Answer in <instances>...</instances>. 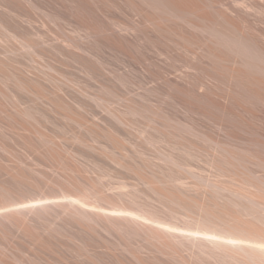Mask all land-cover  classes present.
I'll return each instance as SVG.
<instances>
[{
    "label": "bare ground",
    "instance_id": "obj_1",
    "mask_svg": "<svg viewBox=\"0 0 264 264\" xmlns=\"http://www.w3.org/2000/svg\"><path fill=\"white\" fill-rule=\"evenodd\" d=\"M41 1L44 6L49 7L46 15L51 20H48L50 23L46 21L47 25L51 26L53 22H58L54 21L57 18H53L55 12L53 10L58 6L55 0H0L1 16L4 13L5 17L9 18L8 22L6 18L5 21L1 20L3 16L0 19V72L4 71H2L3 66L7 65V59H11V55L15 61L22 56V54L15 55L16 52H21L16 50L26 51L30 57L29 61L23 56L28 60L26 65L22 64L25 60L19 65V61H12L15 63V68L7 65L8 68L11 67L9 69H14V72L9 70L11 71L9 75H6L7 68L6 74L3 72L6 75L4 77L12 81L13 89L9 91L0 89V96L9 105L7 108L0 102V264H264V47L262 48L264 45L260 47L259 43L257 44L246 32H243L244 29H240L241 26L234 24L236 20L251 26L261 25V34L264 35L262 23L264 21H261V24L258 20L259 14L262 13L264 16V0H229L225 9L229 11L230 18L216 10L214 3L217 6L221 4L216 0L215 2L139 0L147 5L138 8L137 13L139 11L140 18L141 16L144 19L158 17V15L145 14L150 8L165 20V26L161 30L157 23L151 22L155 27L152 31L156 30L159 33L161 31L166 36L167 42L161 44L166 48L164 52H161V48L159 50V45L156 47L158 49L154 50L159 42L156 43L158 40L156 37L153 38L152 40L157 41L152 46L154 41L152 42L151 38L154 36L149 37L150 31L144 30L148 32L147 38H150L148 40L152 42L151 44H148V40V43H143L146 38L141 40L138 33L135 34L140 38L142 46L146 43L155 51H149V47L144 46L148 51L146 52L142 47L146 52L143 53L142 49L140 50L141 45L137 46L139 40L134 39L135 30L132 29H137L138 26L136 28L130 25V34L133 33L131 36L129 27L128 29L126 27L129 25H125L120 20L114 21L115 17L109 21L107 20L111 16L107 17L106 23L109 22L107 27L103 25V21L102 23L98 21L99 27L96 25V20L95 23L92 22L94 23L92 26H96L94 28H98V31L100 29L101 34L108 32L109 39L103 35L106 41L108 39L111 44L121 49L125 47L124 43L131 41V38H128L127 42L125 38L123 43L121 40L123 37L120 39L119 36L129 30L127 35L133 37L132 40L138 44L130 42L129 46L126 45L134 54L130 53L127 47L130 51L128 53L133 54L129 57L125 55L131 62V66H128L130 72H127V69V71L122 70L126 73H134V77H137L135 76L137 73L143 75V78L145 76L143 80L149 79L147 82L157 84L163 89L160 108L159 105L150 102V97H146L149 95H145L146 92H151V87L143 85L150 90L144 89V91L140 89L142 88L140 85L136 92L134 89L138 86L130 81L135 88L129 89L128 86L129 91H126L127 87H124L128 103L124 105L126 109L123 110L116 109L115 106L111 107L121 95L118 96L112 88L114 84V86L111 84V87L108 84L109 80L106 79L104 82L102 78L104 80L105 77L111 78L113 82L120 75L123 77L125 71L119 72L120 75L117 76L119 74L117 68L120 64L115 67V62L103 59V55L97 54L99 49L95 52L94 49L91 48L92 51L88 48L87 43L93 39L90 36L89 41V37L86 36L90 34L83 37L86 31L82 33L83 38L88 37L86 41L82 37L77 38L78 35L73 33L88 30L90 27L87 26L91 25V22L87 26L82 25V19L76 21L78 17L73 24L69 20L62 22L63 25L58 22L62 30L68 28V32L70 29V33H73L77 40L70 37L72 35L67 36V32L60 29V32L65 33H62V38L64 35L69 38L64 37L61 40L60 33L55 34L57 31L55 29L58 28L55 26L52 27L55 28V32L51 29L54 33L49 32L50 29L46 26L49 33H46L45 28L42 37L36 30L39 27L37 22L41 21L34 24L36 19L33 18L37 14L34 12L40 9L37 8L40 7L39 4L42 5ZM77 1L81 7L85 0ZM88 1L86 0L87 4L93 2V0ZM73 4L77 5V3ZM58 8L61 10L60 7ZM143 8L145 11L141 10ZM206 8H212L211 12H205ZM64 9L68 8L62 10ZM72 11L63 13L68 15ZM100 11L102 13V10L98 13ZM44 12L42 10L41 14L44 15ZM207 12L211 14L208 15ZM70 14L68 16H71ZM73 15L72 19H74ZM105 15L102 14L103 17ZM61 18L59 16V19ZM144 19L142 20L144 23L141 21L143 24H145ZM147 19L146 22L149 21ZM175 20H179L177 25L185 26V28L180 27L181 32L177 30V33L176 28H173L176 27ZM36 24L38 25L35 28ZM39 28L38 30L42 32L43 29ZM139 30L140 34L143 29ZM144 32L142 31V34ZM196 32L203 36L202 39L197 40H203L198 45ZM58 35L60 37H57ZM25 36L32 37L30 40L34 39V41H28ZM94 41L97 42L96 38ZM83 42H86L87 46ZM8 43H11L12 47L16 45V50L8 47ZM56 43L61 44H58L60 48L67 49L66 52H69L71 57L66 56L68 53H63L65 55L63 59L67 58V61L63 60L62 63L58 61L59 59L54 60L59 62L60 66L53 63L54 61H49L52 59L50 57L54 56H52L53 52L59 51L58 54L62 56L60 52L63 51H60V48L57 50ZM196 47L201 49L199 50L201 55L197 52L200 58L197 56ZM55 48L57 51H54ZM123 49L122 51H125ZM10 59L8 62H11ZM36 59L45 61L42 60L43 64H41ZM72 62L77 71L80 70L82 73L84 71L89 76L84 74L85 78H89L90 81H93L91 78H95L94 81L98 82V93L99 90L101 93L104 92L108 100L103 98L104 93L101 96L94 92L96 89L92 88V83L88 88L92 86L90 89L98 95L93 92L91 93L93 95H90V92L86 91L88 88L81 87V85L85 86L86 82L83 81H86L85 78L82 77L83 83L80 82L81 76H77L79 80L76 82L74 74L71 79L72 77H67L59 69L63 67V70H66ZM92 62L96 67H93ZM55 64L59 68H56ZM210 67L215 70L214 73L209 70ZM102 69L107 71L104 72ZM131 75L133 77V74ZM122 79L121 81L125 82L124 86H127L128 80H125V76ZM140 80L138 82H142ZM78 82L81 84L79 85ZM76 85L79 88L78 93L74 91ZM23 95L29 99L28 102L32 101L31 104L25 103L26 106L22 104L25 102L22 101ZM109 97L113 99L111 106L109 103L112 101H109ZM124 98L126 102V97ZM120 99V102L124 101L123 98ZM86 100L90 101L88 106ZM91 102L96 109H100L98 111L100 116L107 118V121L110 120L114 125L126 128L130 127L131 120V124L133 123V119L130 118L136 115L143 119V123L155 116L164 133L161 135L156 133L158 137L155 135L154 137L153 134L148 133L149 122H147L142 123L144 126L140 130H143L140 135L138 132L139 136L136 138L138 140L140 137L144 145L154 146L156 148V152L152 151L154 156H149L150 153L145 152L149 145L146 150L143 148L145 151L139 149L140 145L136 148L137 143L130 144V148L126 147L125 143H129V138L126 141V138H121L122 135L119 136L118 132L115 133V130L120 131L117 129L118 126L113 129L111 126V128L107 127L111 124L110 121H108L110 124L105 126L110 130L103 128L104 131L99 127L96 129L95 126L98 124L94 127L100 130L99 133L104 132L101 136L104 135L102 139L106 138L110 142L107 145L112 147L114 145V148L120 149L117 151L119 154L113 153L114 150H110L112 147L109 150L106 148L109 146L103 147L100 141L95 143L98 139L95 140L94 136L98 133L96 131L91 134L95 123H90L84 116L87 107L88 109L89 105L90 109L93 107ZM151 105H156V110H153ZM253 106L260 109L254 107L255 109L252 110ZM256 109L258 112H255ZM88 112L93 111L88 110ZM97 115L94 114L95 117ZM196 115L203 121L198 124L199 126L203 124L205 129L207 127L215 131L213 133L227 134H223V138L218 139L203 134L205 129L201 131L199 128L196 131ZM92 116L91 114L90 118ZM100 120L102 124L107 122ZM49 126H52L51 129L58 127L55 131L52 130L54 133L60 129L62 131L80 127L82 131L89 132L88 135H93V138L89 139L90 136L85 138L86 133H83V136L82 133L77 132L70 133L69 138L67 136L70 134L58 136L62 133L56 132L57 135L50 133ZM9 127L14 133L16 130L17 133L21 131L23 134L19 133L20 135L28 133L27 137L23 136V145L29 150L28 153L31 151L38 158L35 159L32 153L29 155L34 158L26 156L25 159L21 156L27 153H22L21 156L17 154L18 146H23L20 144L22 136L16 134L18 135L16 137L20 138V143L15 140L17 147L16 144L13 145L17 152L11 146L15 134L12 133L14 136L12 139L11 134L6 132ZM234 133H247V137H239ZM196 137L210 143L213 149L211 159L205 169L201 170V174L193 171L191 165L184 164L180 157L182 154L191 153L187 146L193 144L190 139ZM89 140L96 145L101 144V147L99 145L97 149ZM162 141L166 144V148L169 145L171 148L168 147L166 150L162 148L163 146H158ZM231 142L248 144V148L246 145V148L242 146L239 148ZM42 146L45 147V151H42ZM192 148L190 149L189 146L190 150H193ZM19 149L24 151L21 147ZM40 154L43 157L41 159ZM45 156L49 159L46 160ZM113 172L116 176L112 183L109 178H114L113 175L111 176Z\"/></svg>",
    "mask_w": 264,
    "mask_h": 264
},
{
    "label": "rangeland",
    "instance_id": "obj_2",
    "mask_svg": "<svg viewBox=\"0 0 264 264\" xmlns=\"http://www.w3.org/2000/svg\"><path fill=\"white\" fill-rule=\"evenodd\" d=\"M62 1H64V2H62ZM68 1H69L70 3H67ZM73 1H74V2H73ZM76 1H77V0H55V2H56L55 4H58V6H55L56 10H55V8H54V10H53V12L55 11V12H54V16H55V17H54L53 15H52V16H53V18H57V19H56V20L53 19V20H54V21H58L59 23L61 22V24H62V22H64V21H68V20H69V22H72V24H73V23H75V21H74L75 18L77 19V17H78V19H77L76 21H80V20L82 19V21H81V24H82V25H86V26H87L88 24H90L89 22H91V25H88V26H87V27H90V28H89L90 30L88 29L90 33L87 32L88 30H85V29H84V30H81L79 33H76V32H73V33H74L75 35H78V36H79V37L77 36V38H81L83 35H84L83 37H85L86 34H90V35H86V36H88L89 38L86 37V39H85V38L82 37L83 40L85 39L84 41H86L87 38H88L89 41H90V38L92 37L93 40H91L90 42L87 41V42H88L87 44L89 45L88 48H90V49H91V48L94 49L95 52H97V50L99 49L98 52H97V54H99V55L101 54L100 56L103 55V57H102L103 59L112 60L113 63L115 62V63H114V64H116L115 67H117V66L120 64V65L118 66V68H117V69H118V70H117L118 73H119V72L121 73V72L125 71L126 69L128 70V69H129L128 66H129V65L131 66V62H130V60H129L128 57L131 56V55H133L134 53L131 51L132 49H131L130 47H128L130 42H131L132 44H133V42H134L135 45H137V44H138L137 42H139V45H137V46L139 47V46L141 45L140 50L142 49L143 53H146L148 50H149V51L152 50L153 52H155L158 48H159V50L162 49L161 52H164V51L166 50L165 46H163L164 43L167 42V41H165V39H166L165 37H166V36H165L164 33H162L161 31H160V33H159V31L156 32V30H155V32L152 31V29L154 30L155 27L151 24V22L157 23V24L159 25V29L161 30V29L164 28V26H165V20L162 19V17H161L158 13H156L155 11H153V10L150 9V8H148V9L146 8V9H147V10H146L147 12H146L145 14H148V16H151V15H152V16H153V15H156V16H157V15H158V17L153 16V17H151V18L148 17V19H147V18L144 19V18L141 16V18H142V19H141V18H140V14L138 15L139 11H138V13H137V10H139L140 7H145V6H147V5L144 4L143 2H141V1H139V0H108V1H105V0H100V1H99V0H93V2L91 3V2H90L91 0H90V1L87 0L88 2H90V3L92 4V5H91L90 3H88V4L90 5V6H89V5L86 3V0H85V1L83 2V6L81 5V7H80V6H79V5H80L79 2H78V1L76 2ZM102 1H103V2L105 1V3H103ZM212 1L215 2L214 0H212ZM219 1L221 2V4H218V6H217L216 3H214V4L216 5V6H215L216 10H218V11L224 13L226 17L230 18V17H229V16H230L229 11L226 10V9H227L226 6L228 5V4H226V3H227V2L229 3V0H223V2H222V0H216V2H219ZM59 2H60V3H59ZM94 2H95V3H94ZM106 2H107V3H106ZM40 3H41L42 5L44 4V3H42V1H41ZM66 3H67L68 5H67ZM73 3H77V5H76V4H73ZM84 3H85V4H84ZM224 3H225V4H224ZM61 4H62V5H61ZM69 4H70V6H69ZM94 4H95V5H94ZM104 4H105L106 6H105ZM42 5L39 4L40 7H37V8H40L41 10L39 9V10H37V12H34V13H37L36 15H38V16L34 15L35 17H33V18L36 19V21L34 20V24H35L37 21H41V22H42V21H43V22L45 21V22H44V23H45V27L43 26V22H42V23L40 22L41 25H40L39 22H37V23L39 24V27H40V28L37 27L38 24L35 25V28L37 27V28H36L37 33H38V31H39L40 34H41L42 37H43L44 30H45V28H46V26H47V27L50 29L49 32H51V33H54L55 30H57V31L55 32V34L60 33V34H59L60 36L63 35V34H65V33L67 32V29H68V28H64V29L62 30L61 27H60L61 24L59 25L58 22H53V25H51V26H49L50 24L47 25V22L50 23V21H48V20H51V19H49V18L47 17V15H46V14H47V11H48L47 8H49V7H46V6H44V5H43V7H42ZM59 5H60V6H59ZM63 5H67L66 7H67L68 9H69V7H70V9H69V10H68V9H64V11H63L62 9H63V8H66V7L63 6ZM71 5H72V6H71ZM73 5H74V6H73ZM87 5H88V7H87L88 9L86 8ZM98 5H99V6L102 5V6L99 7ZM219 5H221V6H219ZM223 5H224V7H223ZM225 5H226V6H225ZM77 6H78L79 8H78ZM95 6H96V7H95ZM134 6H138V7H134ZM58 7H60L61 10H59ZM62 7H63V8H62ZM82 7H85V8L83 9ZM91 7H92V8H91ZM97 7H98V9H96ZM42 8H43V9H42ZM135 8H137V9H135ZM138 8H139V9H138ZM225 8H226V9H225ZM92 9H93V10H92ZM34 10H35V9H34ZM42 10H43V12L45 11V12H44V13H45L44 15L41 14ZM66 10H67V11H70V12L73 10L71 14L69 13L71 16H68L69 14H68V15L65 14V13L67 12ZM75 10L77 11V13H76ZM79 10H80V11H79ZM81 10H82V11H81ZM85 10H86V11H85ZM97 10H98V11H97ZM99 10H102V13H101V11H100L101 14L98 13ZM141 10L145 11V8H143V9H141ZM141 10H140V12L143 13V11H141ZM211 10H212V8H210V9H209V8H206V9H205V12H206V11L211 12ZM39 11H41V12H39ZM58 11H59V12H58ZM78 11H79V13H78ZM92 11H94V13L97 12V13H96L97 15L94 14ZM95 11H96V12H95ZM135 11H136V12H135ZM1 12H2V11H0V16H1ZM63 12H65V13H63ZM82 12H83V13H82ZM103 12H104V13H103ZM208 12H207V14H208ZM227 12H228V13H227ZM38 13H39L40 15H39ZM55 13H56L57 15H55ZM73 13H75L76 15H75V14L73 15ZM85 13H86V15H85ZM105 13H106L107 15H105ZM2 14H3V15H2V16H3V19H1L2 16L0 17V19H1L2 21H5V20H6V22H8V21H9V18H8L7 16L5 17L4 13H2ZM52 14H53V13H52ZM58 14H59V15H58ZM63 14H64L65 16H64ZM81 14H82V15H81ZM93 14H94V15H93ZM102 14H103V16L105 15V17H103ZM149 14H150V15H149ZM209 14H211V13H209ZM209 14H208V15H209ZM228 14H229V16H228ZM41 15H42V16H41ZM72 15H73V18H74V19H72ZM80 15H81V16H80ZM259 15H260V16H258V17H260V18H258V20H260L259 23H261V21H264V19H263L264 16H263L262 13L259 14ZM261 15H262V17H261ZM40 16H41V17H40ZM44 16H45V17H44ZM59 16H60V18L63 16L62 18H63L64 20H63L62 18L59 19ZM85 16H86V18H85ZM92 16H93V17H92ZM99 16L101 17L100 19H99ZM110 16H111V18H109L107 21H109V20H111L113 17H115L117 20H116L115 18H113L114 21H119V20H120V21H122V23H124L125 25H129V26H126L127 29H128V27H129V30H130V25H131V27H136V26H138L139 28L136 27L137 29H135V28H132V29H133V31L135 30V31H134V35H135L136 33H138L137 35H139L138 37H140L141 40H142L144 37L146 38V41L144 40L145 38L143 39V40H144V41H142L143 43H144V42H147V40L150 39L151 36H154V37L151 38V41H152V42L154 41V42L152 43V42H150V40H148L149 43H148V42H147V43H148V44H151V43H152V46H153V45L155 44V42L158 40L156 43L159 42V44H156L155 49H154L151 45L148 46V45L145 43L146 45L144 44V46H148V47H149L148 50H146V47H144V46H142V44H140V43H141V40H139L140 38H137V36L135 35L134 39H136V40L138 39L139 41L136 42V41L132 40L133 37H130V36H129V34L131 33V30H130V32H129V30H127V31L129 32V34L127 35L128 32H127L126 34H125V32H124V34H122V35H125V36H122V35L120 34L121 36H119V38L121 39V38L123 37V38L121 39V40L123 41V43H124V39H125V38H127V39H125V40H126L125 42L129 41V39L131 38V39H130V40H131L130 42H127L126 44L124 43V46H125V47H126V45H128L127 47L129 48V50L131 49V50H130L131 52L128 51V48H127V47H126L127 50H126L125 47H123V48H125V49L122 48V49L125 50V51H122V49L119 48V47H118V48H119V49H118L115 45L111 44V43L108 41V39H109L108 37L110 36V35L108 34V32H107L106 34H105L104 32H103V34H101L102 32H101V33L99 32L100 29H99V31H98V28H97V29L94 28V27H96V26H92V24L94 25L95 22H96V25L98 26V21L101 22V23H102V21H103V23H104L103 25H105V26L107 27V25L109 24V22L106 23V19H107V17H110ZM39 17H40L42 20H40ZM65 17H66V18H65ZM70 17H71V20H70ZM80 17H81V18H80ZM5 18H6V19H5ZM45 18H46V19H45ZM67 18H68V19H67ZM84 18H85V19H84ZM92 18H93V19H92ZM94 18H95V19H94ZM96 18H97V19H96ZM102 18H103L105 21H104ZM4 19H5V20H4ZM113 19H112V20H113ZM143 19H144V21H145V24H143V23H144V22L142 21ZM146 19L149 20V21L146 22ZM7 20H8V21H7ZM95 20H96V21H95ZM46 21H47V22H46ZM94 21H95V22H94ZM141 21H142L143 23H142ZM178 21H179V20H177V21L175 20V23H174V24L176 25V27H173V28H176L175 31L178 30L179 32H181L180 27L185 28V26H183V24H178V25H177V23H179ZM235 21H236V20H235ZM235 21H234V24H235L236 26H241L240 29H241V30L244 29L243 32H246V33L248 34V36H249L252 40H254L257 44L259 43L258 45H259L260 47H261L262 45H264V35L261 34V29H262L261 25L256 24V25L251 26V25H249V24H247V23H244V22L242 23V21H236V22H237V24H236ZM92 22H94V23H92ZM149 22H150V25H151V26L149 25ZM3 23H4V22H3ZM54 23H56V24H54ZM78 23H79V22H78ZM86 23H87V24H86ZM105 23H106V24H105ZM118 23L120 24L121 22H118ZM122 23H121V24H122ZM146 23H148V24H146ZM180 23H181V22H180ZM262 23L264 24V22H262ZM262 23H261V24H262ZM57 24H58V25H57ZM76 24H77V23H76ZM121 24H120V25H121ZM134 24H135V26H134ZM174 24H173V26H175ZM243 24H244V25H243ZM62 25H63V24H62ZM122 25H123V24H122ZM132 25H133V26H132ZM179 25H180V26H179ZM181 25H182V26H181ZM54 26H55V28L58 27L59 29H58V28H56V29L53 28V29H52V27H54ZM91 26H92V28H93L92 31H91ZM123 26H124V25H123ZM148 26H149V28H148ZM177 26L179 27V29H178ZM262 26H263V25H262ZM41 27H42V28H41ZM43 27H44V28H43ZM63 27H64V26H63ZM98 27H99V26H98ZM242 27H243V28H242ZM38 28L41 29V30L43 29V31L41 32L40 30H38ZM48 28H46V30H47ZM51 29H52L54 32H52ZM54 29H55V30H54ZM60 29H61V31H64L65 33H64V32H60ZM86 29H87V28H86ZM139 29H141V30L143 29V30H142L143 32H144V30H145V31H150V35H149L150 38H147V37H148V32H147V33L144 32V33L142 34V31H141V33L139 34V32H140ZM181 29H182V28H181ZM46 30H45V31H46ZM58 30H59V31H58ZM65 30H66V31H65ZM94 30H95V32H94ZM136 30H139V31H136ZM84 31H86L85 34L83 33ZM122 31H123V30H122ZM133 31H132V32H133ZM151 31H152V32H151ZM178 31H177V33H178ZM49 32H48V30L46 31V33H49ZM68 32H69V33H68ZM68 32H67V34H66L67 36L72 35V36H70V37H72V38H75V37H76L73 33H72V34L70 33V29H69ZM71 32H72V30H71ZM92 32H93L94 34H93ZM96 32H98V33L96 34ZM183 32L186 33V31H182V33H183ZM51 33H50V34H51ZM62 33H63V34H62ZM82 33H83V35H82ZM91 33H92V34H91ZM122 33H123V32H122ZM145 33H146V35H145ZM151 33H152V34L154 33V35H152ZM246 33H244V34H246ZM38 34H39V33H38ZM40 34H39V35H40ZM100 34H101L102 36H101ZM107 34H108V36H107ZM132 34H133V33H132ZM132 34H130V35L132 36ZM188 34H189V33H188ZM45 35H46V34H45ZM51 35H52V34H51ZM59 35H58L57 37H60ZM66 35H64L63 38H64V37L66 38V37H67ZM94 35H95V36H94ZM103 35H105V37L108 38V39H107L108 42L106 41L105 37H103ZM126 35L129 36V37H127ZM134 35H133V36H134ZM140 35H141V36H140ZM142 35H143V36H142ZM157 35H158V36H157ZM185 35H186V34H185ZM47 36H48V34H47ZM49 36H50V35H49ZM74 36H75V37H74ZM90 36H91V37H90ZM99 36H100V37H99ZM23 37H24V36H23ZM25 37H26V36H25ZM102 37H103V39H102ZM155 37H156L157 40H156V39L152 40V39L155 38ZM175 37L177 38V36H175ZM30 38H32V37H29V38L26 37L25 39H28V41H29ZM60 38H61V40L63 39L62 36H61ZM67 38H68V37H67ZM77 38H75V39L77 40ZM95 38H96V40H97L98 43L94 41ZM128 38H129V39H128ZM199 38L202 39L203 36H202L201 34H199L198 32H196V44H197V45L200 44L201 41H203V40H201V41H197V40H200ZM68 39H69V38H68ZM75 39H74V40H75ZM100 39H101V40H100ZM71 40H72V39H71ZM76 40H75V41H76ZM30 41H34V39H33V40L31 39ZM78 41H80V40H78ZM92 41H94V42H92ZM160 41H161V42H160ZM99 42H100V43H99ZM102 42H103V43H102ZM197 42H199V43H197ZM11 43H13V42H11ZM11 43H8L7 46H8V47H12V44H11ZM83 43L86 44V42H83ZM96 43H97V44H96ZM107 43H108V45H107ZM58 44H60V43H56V45H58ZM85 44H84V45H85ZM87 44H86V46H87ZM92 44H93V45H92ZM98 44H99V45H98ZM161 44H163V45H161ZM13 45H15V43H14ZM60 45H61V44H60ZM60 45H58V46L56 47L57 50H58V48H60V47H59ZM90 45H91V46H90ZM102 45H103V46L106 45V46L103 47ZM157 45H159L160 47H158ZM167 45H168V44L166 43V47H167ZM197 45H196V46H197ZM94 46H95V47H94ZM96 46H97V47H96ZM107 46H108V47H107ZM150 46H151V48H150ZM13 47H14V48H13ZM13 47H12L11 49L16 50V49H15L16 45L13 46ZM61 47H62V46H61ZM98 47H99V48H98ZM142 47L145 49L146 52L144 51V49H143ZM156 47H158V48H156ZM163 47H164V48H163ZM263 47H264V46H262V48H263ZM56 48H55L54 51H57ZM86 48H87V47H86ZM100 48H101V49H100ZM160 48H161V49H160ZM38 49L40 50V47H39V46L37 47V50H38ZM62 49H64V48H60L59 50H60V51H63V52H60V54H61L63 57L60 56V55L58 54L59 51H58V52H53V54L51 53L52 56H53V55L55 56L56 53H57L58 57H57V55H56L55 57H54V56H53V57H50V58H52V59L48 58V59H50L49 61H54V60H58V59H59L58 61H59V62L62 61V63H63V60H64V62H65V60L67 59V58H66V59H63V58L65 57L64 54H66V53H68V55L66 54V56H68L69 58H71V57H70V53H69V52H66V51H68V50H67V49L62 50ZM92 49H91V50H92ZM95 49H96V50H95ZM111 49H112V50H111ZM153 49H154L155 51H154ZM197 49H198V50H197ZM39 50H38V51H39ZM116 50H117V51H116ZM159 50H158V51H159ZM163 50H164V51H163ZM199 50H201V49H199L198 47H196V53H197V52H200ZM16 51H21V52H22L23 50L19 49V50H16ZM64 51H65V52H64ZM92 51H93V50H92ZM118 51H119V52H118ZM152 51H151V52H152ZM213 51H214V50H213ZM217 51H218V50H217ZM21 52H18V53L16 52L15 55L22 54V56H21V55H18V56H21V57L24 56L26 59H28V60L30 59V57L28 56V54H27L26 51H23L22 53H21ZM25 52H26L27 55L25 54ZM120 52H122V53H120ZM123 52H124V53H123ZM126 52H127V53H126ZM128 52L133 53V54L130 55V53H128ZM218 52H219V51H218ZM23 53H24L25 55H23ZM54 53H55V54H54ZM63 53H64V54H63ZM114 54H115V55L117 54L118 56H117V55L115 56ZM121 54H122V55H121ZM123 54H124V55H123ZM197 54H198V53H197ZM199 54L201 55V52H200ZM199 54H198L197 56L200 58V55H199ZM10 55H11V54H10ZM104 55H105V56H104ZM125 55L128 56V57H126ZM27 56H28L29 58H28ZM108 56H111V57H108ZM124 56H125V57H124ZM197 56H196V59H198ZM9 57H10V56H9ZM9 57H7V58H9ZM21 57H20L18 60L15 61V60L12 59L13 56L11 55V59L9 58V59L11 60V62H8L9 59H7L8 61L6 60V61H7V65H8V66H14L13 68H15V63L12 62V61H15V62L19 61V63H18V65H19V64H21V61L24 62V60H25V63H22V64H23V65L28 64V63H27L28 60L24 59V57H23V58H21ZM60 57H61V59H60ZM104 57H105V58H104ZM106 57H108L109 59L106 58ZM114 57H116V58H114ZM117 57H118V58H117ZM122 57H123V59H122ZM54 58H57V59H54ZM110 58H111V59H110ZM112 58H113L114 60H113ZM124 58H125V59H124ZM118 59H119V61H118ZM127 59H128V60H127ZM36 60L39 61V63H41V64H43V62L45 61V60H43V59H42L43 62H41L42 60L40 61L39 59H36ZM68 60H69V59H68ZM29 61H30V60H29ZM66 61H67V60H66ZM123 61H124V62H123ZM128 61H129V62H128ZM59 62L54 61L53 63H56V64L59 65V64H60ZM90 62H91V61H90ZM204 62H205V60H204ZM8 63H10V64L12 63V64L10 65V64H8ZM37 63H38V62H37ZM125 63H126V64H125ZM129 63H130V64H129ZM205 63H206V62H205ZM5 64H6V63H5ZM16 64H17V63H16ZM56 64L54 65L55 67L57 66ZM70 64H71V65H69V68H70V69L67 68L66 70H65V69L63 70V67H62V68H59L60 65L57 66L56 68H59L60 70H62V72H64L65 75H66L67 77H69V78L72 77V75L74 74L73 77H74V76L76 77V82L79 80V78H80V80H81L80 82H83V81L86 82V83L83 82L85 86L81 85V87H83L84 89L88 88L89 85H92V84H93V85H92L93 87L90 86V88H91V87H92V88H95L96 91H94V92H95V93H96V92L98 93V90H97V89H98L99 87L97 86L98 82L96 83V82L94 81L95 78H94V77H93V78L90 77V78L93 80V81H90L89 78H87V77H89V76L86 75L84 71H83V73H82V71L80 72V70L77 71V70H76L77 68L75 67V64H73V62L70 63ZM7 65H6V66H7ZM38 65L41 66L40 64H38ZM92 65H93V67H96V66H94L95 64H93V62H92ZM6 66H3L4 69L1 68L2 71L4 70L3 72H4L5 74H6V72H7L6 75H9L8 73H11L12 70H13L12 72H14V69H13V68H12V69H9V68H11V67L8 68V66H7V67H6ZM71 66H72L73 69L71 68ZM73 66H74V67H73ZM85 66H86V65H85ZM130 66H129V67H130ZM108 67H109V65H108ZM110 67H111V66H110ZM6 68H7V69H6ZM105 68H106V67L104 66V69H105ZM5 69H6L7 71H6ZM74 69H75L76 71H75ZM119 69H120L121 71H120ZM122 69H125V70H122ZM9 70H11V71H9ZM68 70H69V71H70V70H71V71L73 70L72 72H75V73H72V72L70 71V72L72 73V74H71ZM102 70H103V69H102ZM127 70H126V71H127ZM209 70H211L213 73H214V71H215V70L213 71V68L211 69V67L209 68ZM5 71H6V72H5ZM65 71H67V72H65ZM103 71L105 72V71H107V70H103ZM103 71H102V72H103ZM126 71L123 73V77L125 76V80H128V83H129L130 81L134 82L133 84H134L136 87L138 86L137 89L132 85V82H130V84H128V83L126 82L127 86H124V83H125V82H122V81H123V79H122L123 77H122V75H120V73L117 75V76L120 75L119 78H117L115 81L113 80V82H112V79H111V78H107V77H105V80H104V78H102L104 82L106 81V79L109 80V83H108L109 86H111V84H112V86L115 85L114 87H112V86H111V87L114 89L115 92H117L118 96H120V95L122 96V97L120 96V98H123L122 100H124V99H125L124 97H126V102H125V100L122 101V102H120L121 99L119 98V99H116L117 101L119 100L118 103H117L116 100H114V101H116V102H115V104H113L112 106H111V104L113 103V101H112L113 99H111V97H109V101H112V102L109 103L110 106H111L112 108H113V106H115V108H116V109L119 108V110L126 109V108H125L126 106H124V105H126V104L128 103V101H127L128 98H127V96H126L127 93H125V92H126V91H129V90H128V86H129V89L132 87V89L135 88L134 90L136 91V90L139 89V87H140V85H141L142 88L140 87V89H143V90H144V89H147L146 91H150V90H151V92H146V94H145V95H149V96H146V97H150V98H149L150 102L153 103V104L159 105V107L161 108V107H162V105H161L162 103H161V102L163 101V98H161V97H163V96H161V93L163 92V89H162L160 86H158L157 84L149 83V81L147 82V80H149V79H146V81L143 80V79H145V76H144V78H143V75L141 76V75L138 74V73H137V75L135 74V76L139 77V79H137V77H134V73H126ZM3 72H0V73H1V74H0V89H2V91H6V90L9 91V90H12V89H13V85H12L13 83H12V81L10 82V79L7 80L8 77L5 78L6 75H5ZM76 72H77V73H76ZM78 72H79V73H78ZM127 72H130V71L128 70ZM2 73H3V74H2ZM80 73H81L82 75H81ZM196 73L199 74L198 72H196ZM76 74H77V75H76ZM79 74H80V75H79ZM84 74H85V76H87L86 78H85ZM128 74H130V75H128ZM131 74H133V77H132ZM126 75H127V77L130 76V77H129L130 80L126 77ZM4 76H5V77H4ZM77 76H78V77L81 76V77L78 78ZM197 76H198V75H196V77H197ZM73 77H72L71 79H73ZM75 77H74V79H75ZM82 77L85 78L86 81H85V80L82 81ZM120 77H121V78H120ZM131 77H132V78H131ZM77 78H78V79H77ZM102 79H101V81H102ZM110 79H111V80H110ZM118 79H119V80H118ZM121 79H122V81H121ZM134 79H135V81H134ZM140 79H142V80H140ZM125 80H124V81H125ZM138 80L142 81L143 83H142V82H138ZM87 81H88V82H87ZM96 81H97V80H96ZM101 81H100V82H101ZM110 81H111V83H110ZM116 81H118V82H116ZM120 81H121V82H120ZM144 81H145V82H144ZM107 82H108V81H107ZM114 82H116V83H114ZM87 83H90V84L87 85ZM91 83H92V84H91ZM135 83H136V84H135ZM138 83H139V84H138ZM148 83H149V84H148ZM78 84H79V82H78ZM78 84H77V85H78ZM80 84H81V83H80ZM80 84H79V85H80ZM95 84H96V85H95ZM101 84H102V82H101ZM104 84H105V83H104ZM108 84L106 83V85H108ZM113 84H114V85H113ZM150 84H151L152 86H151ZM77 85H76L77 88L74 87V88H76L74 91H76V92L78 93L79 88H78ZM86 85H87V86H86ZM94 85H95V86H94ZM143 85H144V86L147 85L149 88L151 87L150 90H148L149 88H144ZM121 86H122V87H121ZM147 86H146V87H147ZM85 87H86V88H85ZM96 87H97V88H96ZM124 87H125V88L127 87V90H126V91H124V90H125ZM159 87H160V88H159ZM74 88H72V90H73ZM83 88H82V89H83ZM90 88H88V89H90ZM92 88H91V89H92ZM82 89L80 88V90H82ZM88 89H87L86 91H87L88 93L90 92V93H89L90 95L95 94V93L93 92V90L90 89L91 91H90V90L88 91ZM160 89H161V90H160ZM143 90H141V91L144 93L145 90H144V91H143ZM99 91H100V93H98V94H99V95L101 94V96H102L104 92L101 93V90H99ZM122 91H123V92H122ZM130 91H131V90H130ZM141 91H140V93H142ZM161 91H162V92H161ZM92 92H93V94H91ZM121 92H122V93H121ZM136 92H137V91H136ZM73 93H74V92H73ZM124 93H125V94H124ZM147 93H148V94H147ZM74 94L76 95V93H74ZM98 94H95V95H98ZM119 94H120V95H119ZM162 95H163V94H162ZM105 96H107V95L104 93L103 98H105V99L108 98V96H107V97H105ZM21 97H22V99H23L22 101H25V102H22L23 105H25V103H26V105H29V104H27V103L32 102V101L28 102L29 99H27L26 97H24V95L21 96ZM24 98L27 99V100H24ZM161 99H162V101H161ZM106 100H108V99H106ZM26 101H27V102H26ZM86 101H87V100H86ZM135 101H136V102H139V100H137V99H135ZM0 102L2 103L3 106H6L7 108L9 107L7 101H6L4 98H2L1 96H0ZM123 102H124L125 104H123ZM30 104H31V103H30ZM87 104H90V101H89V100L86 102V105H87ZM26 105H25V106H26ZM156 105H151V107H152L153 110H156V108H157ZM87 106H88V105H87ZM91 106H93L92 108H94L95 111H94V109H92V108L90 109V105H89V109H88V107H87V112H86V113H89V114L91 113V114L93 115V116H92L93 118H92V117L90 118L91 114H90V115H89V114L86 115V113H85V114L83 113V114H84V116L86 117V119L90 121V123H91V122H92V123H95V124L92 126V128H94V129H93V132H91V134H92V133H95V132L97 131L98 134H96V135H97V136H100L99 138H98L96 135L94 136V139H95V140H96V138L98 139V140H97L98 142L95 141V143H99V141H100V143H103V145H104V146L102 145L103 147L109 146V145H107V143L110 144V142H109L108 140H106L105 137H104V138H105L104 140H106L107 142L104 141V140L102 139V137H103L104 135H103V136H101V135H102L104 132L101 131L102 133L100 132V133H101V134H100V133H99V131H100L99 129H103V128H104V129L106 130V129H109V128H111V127H112V129H113V127L118 126V125H116V124L114 125V123H111V121L108 120V121H110V123H111V124H110V123H108L107 118L100 116V114H99L100 112H98L100 109L97 108V109H98V110H97V109L94 107V104H93L92 102H91ZM254 107L257 108L256 106H253V108L251 107V109L254 110V109H255ZM258 108L260 109V107H258ZM258 108H257V109H258ZM257 109L255 110V112H258ZM259 109H258V110H259ZM88 110H89V111L91 110V111H93V112H88ZM96 111H97V112H96ZM94 114H95V115L98 114L99 116L97 115L98 117H97V116L95 117ZM258 116H259V115L257 114V117H258ZM101 117H102V118H101ZM128 117H129V116H128ZM97 118H99V119H97ZM129 118H130V117H129ZM196 118L198 119V120L195 119V121H196V125H195V126L197 127V128L195 127V128H196V131H198L197 129H199V128H200L201 131H203V130L205 129V127L202 126L203 124H201V126H202L203 128H202L201 126L198 125L199 123H203V121H202L200 118H198L197 115H196ZM91 119H93L94 121H92ZM100 119H103V121H107V122H104V123H106V124H102V120H100ZM108 119H109V118H108ZM130 119H133V123H132V124H131L132 120H131V121L129 120V121H130V127L132 126L131 128H130V127H127V128H126L125 126L122 127V126L119 125V126L117 127V129H119L120 131H118V130L116 131V130H115V133L118 132L119 136H121V135H122V136L125 135V136H123V137L121 136V138H126V141H127V139L129 138V140H128V141H129V143H128L129 145L127 144V142H126V143L124 142L125 145H126V147H128V148H130V144L132 145V144L137 143L138 145L135 144V147H136V148H138V147L141 146L142 148L140 147L139 149H141V150H144V149L146 150V149H147V146H148L149 144H148V145H147V144H146V145L142 144V142H141V140H140V137H139L138 140L136 139L137 136L140 135L141 130H143V129L140 130V128H143V126H144L143 124H146L147 122H149V123H147V124H149V129H148L149 132H148V133L153 134V136L155 135L156 137H158V136L156 135V133H158V135H159V134L161 135V133H164L163 128H162V126H161L159 120H158L157 118H155V116L152 117V119H151L150 121H146V122L144 121V123H143V119L140 118L138 115H136L135 117L130 118ZM89 121H88V123H89ZM141 121H142V122H141ZM190 121H191V120H190ZM197 121H201V122H198V123H197ZM88 123H87V124H88ZM90 123H89V124H90ZM142 123H143V124H142ZM191 123L195 124V123L192 122V121H191ZM96 124H98V125L95 126ZM108 124H110V125L107 126ZM140 124H142V127H140V126H141ZM112 125H113V126H112ZM259 125H260V124H259ZM94 126L96 127V129H97V127H99V129L96 130ZM105 126H107V127H109V128H106ZM110 126H111V127H110ZM51 127H52V126H49V129H50L49 131H50V133L52 132V130L55 131V129L58 128V127H55V129H53V128H54V127H53V128L51 129ZM120 127H122V128H120ZM73 128H74V127H72L71 129H70V128H67L66 130H62V131H61V129H60V130H56V132H58L59 134L62 133V135L60 134V135H58V136H64V135L66 136V135H69L70 133H74V132L82 133V134H83V133H84V134L86 133L87 136H84V134H83V136H84L85 138H89V136L91 135V134L88 135L89 132H84V131H82V129H81L80 127H79V128H74V129H73ZM128 128H129V129H128ZM201 128H202V129H201ZM104 129H103V130H104ZM112 129H111V130H112ZM114 129H116V128H114ZM138 129H139L140 131H138ZM207 129H209V128L206 127V129H205L206 131H203V132H205V133H203V134L209 135V136H211V137L214 136V137H217L218 139H219V137L223 138V134H227V133H213V132H215V131H212L211 129L208 130V131H209V133H208ZM94 130H95V131H94ZM105 130H104V131H105ZM109 130H110V129H109ZM210 130H211V133H210ZM19 131H20V130L18 129V132H19ZM54 131L52 132L53 134L56 133V132L54 133ZM6 132H7V133H10L11 136H12V133H13V135L15 134L14 136H15L16 139L14 138L13 142H11V143H13V144L11 145L13 149L15 148L13 145L16 144V147H17V143H16V142L20 140V138H17L16 136H18V135H19V137L22 136V139H21L22 141H21V143H20V141H19L18 143H20L21 145H23V143H24V142H23V138H24L23 136L25 135V137H27L26 135L28 134V133H26V134H24V135H20V134H23V133H21V131H20V132H19L20 134H19V133H17V130H16V132L14 133V131H13V129H12L11 127L7 128V129H6ZM138 132H139V135H137ZM58 133H56L55 135H57ZM63 133H64V134H63ZM120 133H121V134H120ZM128 133H129L130 135H129ZM131 133L134 134L135 137H134V135H132ZM148 133H147V134H148ZM16 134H18V135H16ZM99 134H100V135H99ZM127 134H128V135H127ZM174 134H179V133H174ZM180 134H183V135H184V134H186V133H180ZM187 134H190V133H187ZM197 134H198V133H197ZM197 134H196V135H197ZM216 134H218V136H216ZM234 134L239 135V137H242V136H243V137H244V136L247 137V133H234ZM243 134H244V135H243ZM245 134H246V135H245ZM261 134H262V133H261ZM263 134H264V133H263ZM14 136H12V139H13ZM28 136H29V135H28ZM70 136H71V134H70L69 136H67V137L69 138ZM128 136H129V137H128ZM130 136H131V138H130ZM155 136H154V137H155ZM29 137H30V136H29ZM159 137H160V136H159ZM197 137H198V136H197ZM197 137H196V139H195V138H191V139H190V142H191V143L193 142V144H190L189 146H190V149L193 147V148H192L193 150H190V149H189V146H187V147H188V151L191 152V153H189V154H191V155L189 156V154H182V156H180V157L184 160V161H183V160L181 159V161H182L184 164H187V166H188V165H189V166L191 165L190 168H191L193 171H196V172H198V174H201V172H202L201 170H202V169H205V167L208 165L207 162L211 159V156H212V153H213V149H212V146H211L210 143H207V141H204V140H202L201 138H197ZM30 138H32V137H30ZM91 138H93V135L90 136L89 139H91ZM221 138H220V139H221ZM26 139H27V138H26ZM94 139H92V140L94 141ZM99 139H100V140H99ZM134 139H135V140H134ZM15 140H17V141H15ZM28 140H30V139L28 138ZM124 140H125V139H124ZM193 140H194V141H193ZM14 141H15V143H14ZM89 141H90L91 143L94 144L93 141H91V140H89ZM132 141H133V142H132ZM137 141H138V142H137ZM163 141H164V140H163ZM163 141L161 142V143H162L161 145H159L160 143H158V146H161V147L163 146L162 148H164V149H166V150L168 149V147L171 148L170 145H169V146L167 145L168 147L166 148V144L164 143V144H165V145H164V144H163ZM223 142H224V141H223ZM226 142L228 143L227 140H226ZM105 143H106V145H105ZM139 143H140V144H139ZM166 143H167V142H166ZM184 143H185V142H184ZM231 143H233L232 145H234V146H238L239 148H240L241 146H242L243 148H246V147L248 148V144H245V145H246V147H245V145L241 144L240 142H231ZM20 144H18V145H20ZM141 144H142V145H141ZM185 144H186V143H185ZM94 145H96V144H94ZM99 145H100V147H101V144H99ZM99 145H96V148H97V149H99V147H98ZM127 145H128V146H127ZM139 145H140V146H139ZM191 145H192V146H191ZM193 145H194V146H193ZM24 146H25V145H23V146H18L17 149H18V151H19L20 153H19V152L17 151V149L15 148V150L18 152V153H17V152H16V153L19 154V155L22 154V153H24V154L27 153L25 156H21V155H20L21 158L24 157V159L27 158L26 156H29V158H34V157H35V159H36L37 155H36V154H33V152H31V151H30V153H28L29 150L26 149ZM20 147H21V150L24 149V151H23V150L20 151V149H19ZM42 147H43V149H42V151H43V150L45 149V147H44V146H42ZM42 147H41V148H42ZM111 147H112V145L109 146V147H106V148L109 150V148H111ZM114 147H115V146L113 145V147H112L113 149L111 148L110 150H111V151L114 150V151H112L113 153H115V154L118 153V154H119V152H117V151H119L120 149H118V148H114ZM145 147H146V148H145ZM148 147H149V148H148L146 151H145V150H144V151H145L146 153H148V154L150 153L149 156H150V155L152 156V155L154 154L152 151L155 150L156 148H155L154 146H151V145H149ZM151 147H152V148H151ZM195 147H196V149H195ZM143 148H144V149H143ZM100 149H101V148H100ZM150 149H151V151H150ZM25 150H27V151L25 152ZM44 151H45V150H44ZM194 151H195V152H194ZM155 152H156V150H155ZM193 152H194V153H193ZM31 153H32L33 156H34V155H35V156L33 157L32 155H29V154H31ZM195 154H196V156H195ZM183 155H184V157H183ZM186 155H187V156H186ZM30 156H32V157H30ZM153 156H154V155H153ZM188 156H189V158H188ZM192 156H193V157L195 156V157L193 158ZM46 157H47V156H45L44 158L46 159ZM90 157H91V156H90ZM186 157H187V158H186ZM37 158H38V157H37ZM41 158H43V157H42L41 154H40V159H41ZM91 158H92V157H91ZM195 158H196V160H195ZM48 159H49V158H47L46 160H48ZM192 159H193V160H192ZM26 160H29V159H26ZM185 160H187V162H186ZM188 160H189V162H188ZM37 161L39 162V160H37ZM49 161H50V160H49ZM101 161H102V160H100V163H102ZM193 161H194V162H193ZM27 162H29V161H27ZM190 162H191V163H190ZM189 163H190V164H189ZM205 163H206V165H205ZM204 165H205V166H204ZM198 166H199V167H198ZM200 166H201V168H200ZM195 168H196V170H194ZM199 170H200V171H199ZM206 170H207V171H206ZM206 170H203V171L208 172V169H206ZM203 173H204V172H203ZM203 173H202V174H203ZM113 174H114V172L111 173V176H112ZM113 176H114V175H113ZM115 176H116V175H115ZM115 176H114V178H109V177H108V178L110 179V181H112V183H113L114 180H115ZM109 179H108V181H109ZM111 179H112V180H111ZM113 179H114V180H113Z\"/></svg>",
    "mask_w": 264,
    "mask_h": 264
}]
</instances>
